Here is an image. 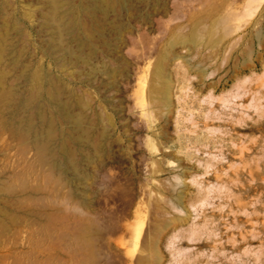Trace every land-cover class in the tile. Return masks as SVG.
I'll return each mask as SVG.
<instances>
[{"label":"rangeland","instance_id":"374dc122","mask_svg":"<svg viewBox=\"0 0 264 264\" xmlns=\"http://www.w3.org/2000/svg\"><path fill=\"white\" fill-rule=\"evenodd\" d=\"M10 1L0 20L19 17L27 36L10 25V41L0 40L29 53L18 70L0 65L7 83L27 95L19 74L32 68L68 85L65 100L72 91L93 99L85 113L98 120L102 162L86 146L80 156L92 161L80 171L89 184L59 173L4 128L0 112V208L15 222L0 215V264H264V0H120L94 41V62L114 67L115 79L100 73L92 83L45 54L41 3ZM157 63L164 101L153 89ZM56 128L70 129L60 119Z\"/></svg>","mask_w":264,"mask_h":264},{"label":"bare ground","instance_id":"6f19581e","mask_svg":"<svg viewBox=\"0 0 264 264\" xmlns=\"http://www.w3.org/2000/svg\"><path fill=\"white\" fill-rule=\"evenodd\" d=\"M8 1H10V0H8ZM8 1H6V0L2 1L3 4H2V6H0V12L2 11L3 8H5V6L8 7V5H11V1H10V3ZM38 1H39V3H41L42 7H44V9H45L44 11H42L43 12L42 13L43 21L40 24V27H41V30L43 32H46L48 35V40L46 41L44 46L42 45L43 46L42 48L44 49L45 54L49 55V57H51L54 60L55 66L58 69H62L64 71H66V70L72 68V69H77L79 72H83V70H85L87 73L86 78H89V81L87 83H92L91 80L95 82V78H97L96 76L100 73H105L106 75H109V76L113 74V72H114L113 68L114 67H112V66L110 67L108 65V63H104L102 66H98L94 62V60H95L94 58L96 56V49L95 48H98L96 46L94 47V41L96 40L95 37L98 38V36L105 35V34H103V32L105 31V30L103 31V29L106 26V16H108L109 12H111V13L115 12L116 13V11L119 9L118 7L121 6L120 3L124 0H122L121 2H120V0H38ZM5 9H3V10H5ZM3 13H4V11H3ZM6 13H8V12H6ZM5 16L7 17L8 15L6 14ZM9 18H5L3 20H0L1 25L5 26V28L7 29L6 34L5 33L0 34V37L2 38V40L4 39L5 43L10 41L9 39H8L9 41L6 40L7 39V33L11 34V32H9L10 25L12 26L10 30L15 31L16 35L19 36L21 39L22 38L25 39L27 35H26V33L24 34V32H25V31L23 32L24 29L22 30L20 28L21 26H18V21L20 18L18 17V20L14 17H11V16H9ZM114 24H115V22H114ZM85 26H87V27H85ZM111 26H113V25H111ZM84 27H85V30L87 28L89 31L88 36L85 35V33H84V31H85ZM117 27H118V25H117ZM5 28H3V29H5ZM118 31H119V29H118ZM115 32H116V30H115ZM24 35H26V36H24ZM8 38H10V37H8ZM14 39H16V38H14ZM16 40H18V39H16ZM11 41L14 42V40H11ZM21 41H19V43L21 42L20 44L23 43V40H21ZM3 42L0 40V65L3 64L2 66H4V64L5 65L7 64V67L9 66L13 70L20 69L22 66H24V61H25L24 59H25L26 54H24L25 52H23V51L26 50L28 52V50L26 48L24 49V47L26 45L25 44H24V46L20 45V47L23 46V49L20 48V50H19V48H16V46H14L13 48L7 49V47L5 46V44H3ZM10 43H8V44H10ZM163 55H164V53H163ZM28 63H26L27 67H28V65L31 64V63H29V64ZM156 65H159V64L157 63ZM156 65H155V68H156ZM7 67H6V69L9 68V67L8 68ZM12 69H9V70H12ZM31 69H29V68L25 69L24 72H22V70H20V72H22V73L19 74V77L24 78L22 80H24L26 82L25 84L28 83L27 84L28 85V87H27L28 93H27V95L25 94L26 96L24 94H23L24 95L23 96L22 92H19V89H20V91H22L21 88L17 89L13 84H11L15 80L14 81L11 80L12 81L11 83H10V81H9V83H7L8 81L6 78V74L4 72H2V70L0 69V112L2 113V117H3L2 122L4 123V128L6 130H11V132L16 136H20L21 138L30 140L29 143H30L31 148L34 149L35 153H37L36 155L39 156L38 162L40 161V163H43V162L46 163V161L50 159V162H51L53 169L56 170L57 172H59V173L64 172L65 173V172L70 171L73 173V176L76 179L80 180L84 177L85 181H88L89 179L87 180V178L82 175V172H81L82 170L80 171V165H81L83 160H87V162H89L92 159V157L89 155H88V157L80 156L81 155L80 152H82V151L84 152V150H83L84 147L88 146V147H91V149L93 148L92 151H95V153H97V156H98L99 155L98 152L100 151L101 146H102L100 143L101 141L99 142L96 139V137L94 136L95 130L97 129L96 126L98 124V120L95 118H89L86 115L88 113L87 111L89 110L88 108H90V103L93 102V99L91 102H87L89 100L85 101L81 96L76 95L71 90L72 95H71L70 100H65L63 95L64 96L68 95L67 93H69V92H67V91L70 89V88L69 89L67 88L68 85L66 87H64L65 86V85H63L64 82H62L58 77L55 78V76H53L48 71L41 72V74L40 73L37 74V72H32ZM116 70H117V68H116ZM115 73L116 72H114V74ZM114 74H113V77H114ZM155 74L160 79L159 84L156 87H153V89H156V92H157L155 97L164 101V99L166 98V96L168 94L169 87H168L167 82L165 80H163L164 72H163V68L161 65H159L156 68ZM15 77H16V75H15ZM17 77H18V75H17ZM19 79H21V78H19ZM19 79L16 78V80H19ZM114 79H115V77L113 78V80ZM139 80H141V78H139ZM23 84H24V82H23ZM65 88L68 89V90L66 89V92H65ZM25 93H26V91H25ZM64 93H66V95ZM40 97H42L43 99ZM46 105L47 106L53 105L55 112L49 114L48 109L45 108ZM96 105L98 106V104H96ZM97 106H96V108H97ZM85 110H87L86 111L87 113H85ZM97 110H99V109H97ZM100 111H101V109H100ZM101 114H102V112H100L99 117H101L104 113L102 115ZM101 118H99V119H101ZM57 119H60L62 121V123L64 122L65 124H67L70 129L68 131L66 130L67 131L66 132L65 130H61V129L59 130L58 128H56V120ZM105 119L107 121V122L106 121L105 122L108 124V126H106L105 128H108L112 125V120L109 117H106ZM105 122H103V123L105 124ZM104 124H103V126H105ZM101 130L102 129H100V131ZM102 132H104V131H102ZM102 134H107V133H102ZM99 136H98V139H99ZM102 137H100V138L102 139ZM83 152H82V154H84ZM86 154H84V155H86ZM98 160L101 161L99 156H98ZM43 164H41V165H43ZM84 164L87 165L85 162H84ZM91 164L92 163H90V165ZM99 165H101V164L99 163ZM94 172H96V171H94ZM10 175L11 174H9L8 176H10ZM13 175H15V173H13ZM6 180L3 181V179H2L3 182H6V183L9 182V179H8V181H6ZM22 182H23V180H22ZM23 183L25 184L26 181L24 180ZM12 184H13V182H12ZM12 184H11V186L13 187ZM77 184H78V182H77ZM88 184H89V181H88ZM11 186L9 185V187H11ZM21 186H23L24 189L23 188L22 189L24 191H26L27 187L25 188V185H21ZM26 186H27V184H26ZM0 187H2V189H3V186H0ZM5 189L6 188H4V190ZM23 190H22V192H24ZM15 191L17 192L16 189H15ZM15 191L13 192L12 190L9 189L8 191L2 192L1 194L5 193L8 196L20 195V194H15ZM37 191H34V194ZM22 192H20V193L22 194ZM27 195H29L28 196L29 198L32 197V194L31 195L27 194ZM24 197H26V196H24ZM1 198H2V196H1ZM18 198L14 197V199H18ZM0 200L3 203V200L5 201L6 199L3 198V200L2 199H0ZM9 200H11V199H9ZM12 201L15 202V200H11V203H12ZM11 203H9V205ZM19 203H21V202L19 201ZM5 204L8 205V202L7 203L5 202ZM17 204H18V202L16 201V204L12 203L11 207H13V205H16V207H17ZM42 204L46 205L44 203H42ZM19 205L20 204H18V206ZM24 206H22L21 208H23V207L27 208L28 207V205H26V204ZM30 206L33 207L32 204L29 205V208H30ZM16 207H14V208L17 210V208H19V207H17V208ZM42 207L46 208V206L45 207L42 206ZM34 208H36V207H34ZM5 210L6 209L3 210L2 208H0V215H3L6 218L10 219L9 220L10 223H12V222L15 223L13 218L11 217V214ZM18 211H19V209H18ZM21 211H22V209H21ZM34 212H35V210H34ZM34 212H32V213H34ZM36 213H37V211H36ZM36 213H35V215L37 216ZM12 214H13V212H12ZM25 214H27V213L25 212ZM30 214L28 213V215H30ZM48 214L44 213L43 215L46 216L45 218H47ZM13 215L16 218H18V216H16L18 214L14 213ZM20 216L22 218L25 217V215L24 216L20 215ZM53 216L54 215H52V217ZM16 218H15V221H17ZM180 221H181V219H179V221H177V223L176 222L171 223V225L173 224V225L177 226ZM17 222L21 224V222H19V221H17ZM94 222H95V219H94ZM49 223H50V221H49ZM169 224L170 223H166L164 225V228H167V226ZM43 226H46V225L43 224ZM41 227H42V225H41ZM89 227H91V226H89ZM139 229H141V228H139ZM41 230L44 231V228ZM41 230H39L40 234L42 232ZM33 234H31V236H33ZM48 237H50V236L48 235ZM40 239H41V237H40ZM37 243H38V241H37ZM51 244H52V242H51ZM37 247H40V246L38 245ZM33 252L35 253V251H33ZM32 255H33V253H32ZM30 258H31V256H30ZM31 262H32V260H31ZM33 262H32V264H35V261H33Z\"/></svg>","mask_w":264,"mask_h":264}]
</instances>
